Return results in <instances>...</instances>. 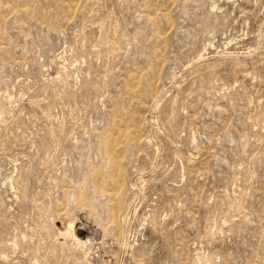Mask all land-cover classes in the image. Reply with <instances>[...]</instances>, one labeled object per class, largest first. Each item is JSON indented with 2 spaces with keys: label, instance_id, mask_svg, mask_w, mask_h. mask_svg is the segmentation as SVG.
I'll return each instance as SVG.
<instances>
[{
  "label": "rangeland",
  "instance_id": "1",
  "mask_svg": "<svg viewBox=\"0 0 264 264\" xmlns=\"http://www.w3.org/2000/svg\"><path fill=\"white\" fill-rule=\"evenodd\" d=\"M0 264H264V0H0Z\"/></svg>",
  "mask_w": 264,
  "mask_h": 264
},
{
  "label": "bare ground",
  "instance_id": "2",
  "mask_svg": "<svg viewBox=\"0 0 264 264\" xmlns=\"http://www.w3.org/2000/svg\"><path fill=\"white\" fill-rule=\"evenodd\" d=\"M68 234H69V233H68ZM70 234H71V233H70ZM70 234H69V235H70ZM71 236H72V235H71ZM73 236H74V235H73ZM74 238H75V237H74ZM76 238H77V237H76Z\"/></svg>",
  "mask_w": 264,
  "mask_h": 264
}]
</instances>
